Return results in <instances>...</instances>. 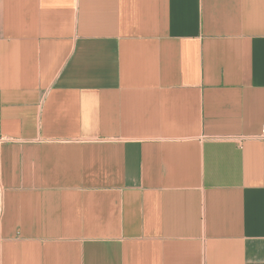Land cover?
Instances as JSON below:
<instances>
[{
  "label": "crops",
  "instance_id": "0c3cea01",
  "mask_svg": "<svg viewBox=\"0 0 264 264\" xmlns=\"http://www.w3.org/2000/svg\"><path fill=\"white\" fill-rule=\"evenodd\" d=\"M264 0H0V264H264Z\"/></svg>",
  "mask_w": 264,
  "mask_h": 264
},
{
  "label": "built area",
  "instance_id": "2783aa9c",
  "mask_svg": "<svg viewBox=\"0 0 264 264\" xmlns=\"http://www.w3.org/2000/svg\"><path fill=\"white\" fill-rule=\"evenodd\" d=\"M260 138H264V126L261 129ZM3 202H4V187H3V184L1 181V175H0V214L3 211Z\"/></svg>",
  "mask_w": 264,
  "mask_h": 264
}]
</instances>
